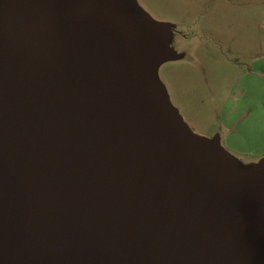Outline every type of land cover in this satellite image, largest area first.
Masks as SVG:
<instances>
[{"label":"water","instance_id":"1","mask_svg":"<svg viewBox=\"0 0 264 264\" xmlns=\"http://www.w3.org/2000/svg\"><path fill=\"white\" fill-rule=\"evenodd\" d=\"M128 1L0 0V264H264V160L190 131Z\"/></svg>","mask_w":264,"mask_h":264},{"label":"rangeland","instance_id":"2","mask_svg":"<svg viewBox=\"0 0 264 264\" xmlns=\"http://www.w3.org/2000/svg\"><path fill=\"white\" fill-rule=\"evenodd\" d=\"M129 2L170 38L158 79L190 131L217 139L239 170L264 160V0Z\"/></svg>","mask_w":264,"mask_h":264}]
</instances>
